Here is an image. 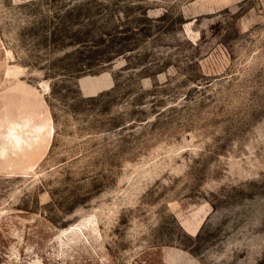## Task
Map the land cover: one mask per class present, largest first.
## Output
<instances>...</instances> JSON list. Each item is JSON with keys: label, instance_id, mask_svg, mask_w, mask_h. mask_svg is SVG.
Segmentation results:
<instances>
[{"label": "rangeland", "instance_id": "rangeland-1", "mask_svg": "<svg viewBox=\"0 0 264 264\" xmlns=\"http://www.w3.org/2000/svg\"><path fill=\"white\" fill-rule=\"evenodd\" d=\"M0 264H264V0H0Z\"/></svg>", "mask_w": 264, "mask_h": 264}, {"label": "bare ground", "instance_id": "bare-ground-1", "mask_svg": "<svg viewBox=\"0 0 264 264\" xmlns=\"http://www.w3.org/2000/svg\"><path fill=\"white\" fill-rule=\"evenodd\" d=\"M85 83H86V82L82 83L84 87L86 86ZM98 87H99V86H91L90 89L87 88L88 90H86V92H88V93H93V92H95V91L98 89Z\"/></svg>", "mask_w": 264, "mask_h": 264}]
</instances>
